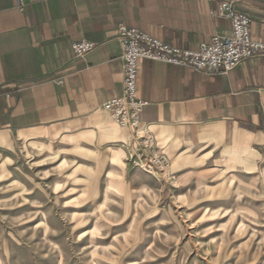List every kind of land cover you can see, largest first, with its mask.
I'll return each instance as SVG.
<instances>
[{"label": "crops", "instance_id": "crops-1", "mask_svg": "<svg viewBox=\"0 0 264 264\" xmlns=\"http://www.w3.org/2000/svg\"><path fill=\"white\" fill-rule=\"evenodd\" d=\"M22 1L21 9L19 0H0L1 151L98 133L119 143L111 149L123 160L146 128L194 209H248L251 198L264 210V55L228 73L141 61L139 95L149 104L135 133L108 132L102 108L124 90L121 24L198 49L232 34L231 20L212 13L234 1L251 17L252 39L264 43V0ZM82 39L96 47L76 57L72 43Z\"/></svg>", "mask_w": 264, "mask_h": 264}, {"label": "rangeland", "instance_id": "rangeland-1", "mask_svg": "<svg viewBox=\"0 0 264 264\" xmlns=\"http://www.w3.org/2000/svg\"><path fill=\"white\" fill-rule=\"evenodd\" d=\"M80 137L0 150V264H264L254 200L194 209L135 152L120 160L119 143Z\"/></svg>", "mask_w": 264, "mask_h": 264}, {"label": "built area", "instance_id": "built-area-1", "mask_svg": "<svg viewBox=\"0 0 264 264\" xmlns=\"http://www.w3.org/2000/svg\"><path fill=\"white\" fill-rule=\"evenodd\" d=\"M22 9L24 3L19 0ZM213 16L231 20V35H214L210 41L202 42L198 49H184L171 45L143 30L121 24L120 40L123 46L124 90L121 96L109 99L102 104L103 110L110 113L113 122L135 133L139 128L142 113L148 101L139 95L138 81L140 62L152 60L166 64L188 67L195 71L215 69L228 73L246 59L264 55V43L253 40L250 34L251 17L239 10L234 1H223L213 11ZM96 47V42L82 39L72 43L76 57H82ZM135 163L150 172L157 169L165 173L173 186L179 181L175 173L169 171L170 160L154 145L150 130L143 129L135 146Z\"/></svg>", "mask_w": 264, "mask_h": 264}]
</instances>
